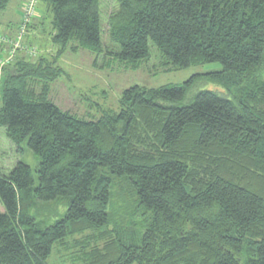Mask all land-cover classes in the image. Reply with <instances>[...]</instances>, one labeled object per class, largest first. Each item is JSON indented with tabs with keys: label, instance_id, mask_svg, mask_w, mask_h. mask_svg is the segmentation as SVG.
I'll list each match as a JSON object with an SVG mask.
<instances>
[{
	"label": "trees",
	"instance_id": "obj_1",
	"mask_svg": "<svg viewBox=\"0 0 264 264\" xmlns=\"http://www.w3.org/2000/svg\"><path fill=\"white\" fill-rule=\"evenodd\" d=\"M40 1L57 53L31 59L20 49L2 67L0 127L27 139L40 163L37 181L23 160L0 171V264H50L77 235L84 264H264V0H114L109 42L102 0ZM35 17L26 37L44 22ZM151 45L173 69L222 68L133 84L118 111L94 120L50 98L68 49L134 69ZM199 81L213 88L195 90ZM59 200H68L63 216L39 214Z\"/></svg>",
	"mask_w": 264,
	"mask_h": 264
},
{
	"label": "rangeland",
	"instance_id": "obj_2",
	"mask_svg": "<svg viewBox=\"0 0 264 264\" xmlns=\"http://www.w3.org/2000/svg\"><path fill=\"white\" fill-rule=\"evenodd\" d=\"M25 1L10 0L6 10L0 12V18L6 14L5 16L10 20H15V17L18 19L19 6L23 5ZM114 7V0L101 1L103 38L106 42H109L106 18ZM37 9L35 20L45 16L44 22H40L39 26L32 28L28 36L25 37L27 47H36L37 52L31 53L27 48L20 51L31 59H36L40 54H56L59 48V45L55 44L51 37L52 11L40 0H37ZM3 29L4 27L0 23V31L3 32ZM1 47L6 48L5 46ZM156 49L155 45H151L150 51L154 53L151 59L145 63L142 61L141 65L134 69L122 65L112 57L107 58L104 52L99 56L98 63L95 64L96 54L91 50L79 48V50L73 51L68 49L59 60V64L66 70L65 74L52 83L50 98L63 111H69L80 118L94 120L100 118L105 110L118 111L123 90L133 84L159 87L169 83H181L196 73L222 68V64L215 61L173 69L163 63L165 60L159 53V56L155 53ZM211 84V82L199 81L195 90L204 87L213 88ZM2 95L3 88L1 86L0 105L2 104ZM20 160L31 165L37 181L36 169L40 163V157L28 145L27 139L21 144H17L7 136L5 128L1 126L0 171L3 173L10 171ZM67 208L68 200L55 201L46 206L40 204L39 214H42L44 218H49V222H51L56 217L63 216ZM0 210H4L1 198ZM77 236L66 239L64 244H57L52 255L48 258V262L50 264H84L78 259L80 247L75 243V240L78 239Z\"/></svg>",
	"mask_w": 264,
	"mask_h": 264
},
{
	"label": "built area",
	"instance_id": "obj_3",
	"mask_svg": "<svg viewBox=\"0 0 264 264\" xmlns=\"http://www.w3.org/2000/svg\"><path fill=\"white\" fill-rule=\"evenodd\" d=\"M38 12L37 0H26L23 4L21 22L14 34L0 31V45L5 46L6 54L0 57V68L14 59L16 52L20 49L27 48L29 52L36 53V47H27L25 37L28 32L29 24L33 16Z\"/></svg>",
	"mask_w": 264,
	"mask_h": 264
},
{
	"label": "crops",
	"instance_id": "obj_4",
	"mask_svg": "<svg viewBox=\"0 0 264 264\" xmlns=\"http://www.w3.org/2000/svg\"><path fill=\"white\" fill-rule=\"evenodd\" d=\"M20 7H21V10H20ZM22 10H23V5L19 6V17H18V19H17V17H15V20H13V19L10 20L9 17L5 16L6 14L0 18V23L4 27L3 32L12 33L16 30L17 25L20 21L21 15H22ZM29 37L31 39V36H29ZM5 54H6V50L0 46V57L4 56ZM3 68H0V84H1V80H2V74L4 71Z\"/></svg>",
	"mask_w": 264,
	"mask_h": 264
}]
</instances>
